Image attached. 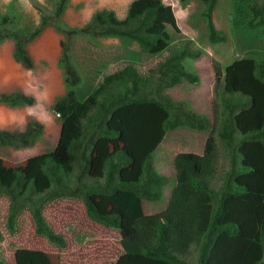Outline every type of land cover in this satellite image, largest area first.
I'll list each match as a JSON object with an SVG mask.
<instances>
[{
  "label": "trees",
  "instance_id": "16d2710c",
  "mask_svg": "<svg viewBox=\"0 0 264 264\" xmlns=\"http://www.w3.org/2000/svg\"><path fill=\"white\" fill-rule=\"evenodd\" d=\"M68 1L60 0L53 17L41 16L30 32L0 30V43L14 42V59L26 70L34 69L29 45L48 26L60 31L56 22ZM200 1L208 40L224 42L212 22L218 0ZM233 6L237 17L247 14L243 0H234ZM249 10L248 28L264 26V10ZM5 22L7 18H2L1 24ZM62 32L67 37L80 33L131 41L148 55L166 56L145 75L132 66L107 74L80 99L75 92L80 77L69 60L68 45L60 43L65 95L52 107L61 121L56 147L16 167H7L0 159V197L9 204L7 230L15 232L26 211L34 234L63 250L64 236L47 222L43 211L57 200H79L92 222L119 233L122 253L105 264H264V61L242 58L223 69L211 60L213 122L204 151L175 155V186L168 204L161 212L145 215L142 201L159 202L168 182L153 165V153L165 135L181 127L196 132L210 127L205 115L166 94L183 81L200 82L185 61L197 60L202 53L191 48L172 8L162 0H133L123 20L103 10L82 29ZM0 104L14 109L34 105L35 99L21 91L0 93ZM43 128L31 119L22 132L0 129V147L30 148ZM215 134L230 155L218 192L210 188ZM240 165L246 172H239ZM233 182L239 192L231 189ZM194 251L197 257L192 260ZM14 258V264H52L37 250L18 249ZM0 264L8 263L0 258Z\"/></svg>",
  "mask_w": 264,
  "mask_h": 264
},
{
  "label": "rangeland",
  "instance_id": "374dc122",
  "mask_svg": "<svg viewBox=\"0 0 264 264\" xmlns=\"http://www.w3.org/2000/svg\"><path fill=\"white\" fill-rule=\"evenodd\" d=\"M59 1L0 0V30L18 29L30 32L39 23L41 16L53 17ZM131 1L133 0H69L62 16L56 22L60 31L50 26L59 35L60 41L68 45L70 61L80 75V83L75 88L80 99L86 97L107 74L114 73L125 66H132L145 75L149 69L156 68V65L164 60L166 54L153 57L131 41L97 38L80 33L67 37L62 32L82 29L96 12L103 10L112 11L118 19L123 20ZM162 2L172 8L177 26L183 37L191 43V48L202 53L197 60L185 61V66L190 71L197 73L198 69L200 72L201 87L206 85L207 79H209L207 84L212 79L214 82L211 60L217 61L223 69L233 61L242 58L264 61V26L251 29L247 26V21L252 18L249 7L264 10V0H243L247 14L242 16L246 17L235 15L234 0H218L213 11L212 22L216 31L225 37V41L216 44L208 40L206 22L202 16L204 4L200 0H186L184 3L178 0H162ZM2 18H7L5 24H1ZM242 19L243 23H241ZM261 19L264 21V11ZM235 20L237 25L234 24ZM209 72L213 78L205 75ZM153 76L155 78L156 75ZM209 113L206 117L210 127L203 132L207 137L213 122L212 111L209 110ZM53 115L55 125L43 131L42 136L37 140L39 143L35 146L36 149L38 147L49 152L53 149L52 143H57L60 119L54 113ZM182 129L179 132H168L166 139L153 153L158 170L169 181L160 202H144V206L151 207L150 212L157 213L167 204V192L175 180V172L171 166L173 157L177 153L201 154L203 152V143L200 142L201 132H190L188 128ZM215 141L216 149L212 162L215 170L210 188L218 192L226 180L230 155L216 134ZM0 156H4L2 161L7 167L24 165L26 162V158L12 157L10 151L0 152ZM238 170L246 172L241 165ZM230 186L234 192H239L234 182ZM8 205V201L0 197V258L8 264L15 263L14 254L18 249L41 251L46 254L52 264H105L115 261L122 253L119 233L92 222L86 216L85 209L79 200H57L47 204L43 211L47 222L64 236L67 246L63 250L50 246L45 239L34 234L32 220L26 211L19 216L16 231L9 232L5 225ZM196 257L197 253L192 252V260Z\"/></svg>",
  "mask_w": 264,
  "mask_h": 264
},
{
  "label": "crops",
  "instance_id": "0c3cea01",
  "mask_svg": "<svg viewBox=\"0 0 264 264\" xmlns=\"http://www.w3.org/2000/svg\"><path fill=\"white\" fill-rule=\"evenodd\" d=\"M60 43L59 35H57L52 28H45L39 38L29 46V56L34 63L33 70H26L14 59V44L12 41L5 40L0 44V93L9 94L21 91L25 95L32 96L35 99L34 105L20 106L14 109L0 105L1 130L8 132H22L25 130L29 119H34L43 124L44 131L55 125V118L51 110L54 102L65 94L63 73L58 65L61 56ZM197 75L200 76L198 69ZM205 75L213 78L210 72ZM208 80L209 79H207V83L209 82ZM207 83L205 86L201 87V82L197 85H191L184 81L168 89L166 94L173 101H183L193 111L208 116L210 114L209 110L210 112L212 111L213 79L209 84ZM202 85L204 84L202 83ZM180 130L183 129L179 128L174 130V132H179ZM189 131L195 132L192 130ZM201 135L200 142L203 143L204 148L207 136L203 132H201ZM166 136L164 140L166 139ZM38 143L39 141L31 148L17 151L6 147H0V152L5 153L10 151L12 152V157H15L16 159H28L32 156L45 153V150L43 151L38 147L36 149L35 146ZM51 146L54 148L55 144L52 143ZM2 157L4 156H0L1 160H3ZM154 166L160 174L164 175L158 170L155 162ZM173 187L174 181L172 182V186H169L170 190L167 192L168 199ZM144 202L145 201L142 202V210L144 214H154L153 212H150L151 207L144 206ZM166 205L162 207L161 210H163Z\"/></svg>",
  "mask_w": 264,
  "mask_h": 264
},
{
  "label": "clouds",
  "instance_id": "9594fccd",
  "mask_svg": "<svg viewBox=\"0 0 264 264\" xmlns=\"http://www.w3.org/2000/svg\"><path fill=\"white\" fill-rule=\"evenodd\" d=\"M39 21H40V19H39ZM38 24H39V23H38ZM38 24H36V26H37ZM48 27H50V26H48ZM46 28H47V27H46ZM43 31H44V30H43ZM41 34H42V33H41ZM38 38H39V37H38ZM6 40H10V39H6ZM4 41H5V40H4ZM10 41H12V40H10ZM12 42H13V41H12ZM1 43H2V42H1ZM1 43H0V44H1ZM32 43H33V42H32ZM32 43H31V44H32ZM13 44H14V42H13ZM31 44H30V45H31ZM30 45H29V46H30ZM28 49H29V47H28ZM61 53H62V49H61ZM68 56H69V55H68ZM59 59H60V58H59ZM69 60H70V58H69ZM70 62H71V61H70ZM71 64H72V63H71ZM58 65H59V63H58ZM72 66H73V65H72ZM59 67H60V66H59ZM60 69H61V67H60ZM75 70H76V69H75ZM76 71H77V70H76ZM62 73H63V72H62ZM77 74H78V72H77ZM196 74H197V73H196ZM78 75H79V74H78ZM79 76H80V75H79ZM199 78H200V77H199ZM79 83H80V82H79ZM78 85H79V84H78ZM78 85H77V86H78ZM191 85H192V84H191ZM64 86H65V85H64ZM167 90H168V89H167ZM167 90H166V91H167ZM6 94H8V93H6ZM64 95H65V94H64ZM64 95H63V96H64ZM54 103H55V102H54ZM0 105H1V104H0ZM52 112H53V109H52ZM53 113H54V112H53ZM54 114H55V116H56L57 118H59L58 114H56V113H54ZM59 122L61 123V121H59ZM37 123H38V122H37ZM39 124H41V123H39ZM42 125H43V124H42ZM43 127H44V125H43ZM181 128H183V127H181ZM178 129H179V128H178ZM60 130H61V126H60ZM176 130H177V129H176ZM43 131H44V128H43ZM173 131H174V130H173ZM170 132H171V131H170ZM59 135H60V133H59ZM165 136H166V135H165ZM164 138H165V137H164ZM58 139H59V137H58ZM163 140H164V139H163ZM57 142H58V140H57ZM162 142H163V141H162ZM162 142H161V143H162ZM161 143H160V144H161ZM160 144H159V145H160ZM34 145H35V144H34ZM56 145H57V143L55 144L54 148L56 147ZM32 147H33V146H32ZM6 148H8V147H6ZM30 148H31V147H30ZM54 148H53V149H54ZM25 149H28V148H25ZM53 149H51L49 152H51ZM21 150H23V149H21ZM155 150H156V149H155ZM15 151H17V150H15ZM45 153H47V152L45 151ZM43 154H44V153H43ZM177 154H178V153H177ZM39 155H41V154H39ZM35 156H38V155H35ZM32 157H34V156H32ZM32 157H30V158H32ZM174 157H175V156H174ZM174 157H173V159H174ZM28 159H29V158H28ZM28 159H26V161H27ZM173 159H172V165H171V166H172V169H173ZM153 165H154V158H153ZM154 167H155V166H154ZM155 169H156V168H155ZM173 170H174V169H173ZM157 172H158V171H157ZM158 173H159V172H158ZM159 174H160V173H159ZM161 175H162V174H161ZM164 176H165V175H164ZM167 179H168V178H167ZM174 179H175V178H174ZM168 181H169V179H168ZM167 184H168V182H167ZM167 184H166V185H167ZM174 186H175V180H174ZM165 187H166V186H165ZM165 187L163 188V191H164ZM173 188H174V187H173ZM172 190H173V189H172ZM171 192H172V191H171ZM170 194H171V193H170ZM169 197H170V196H169ZM162 198H163V195H162ZM162 198H161V200H162ZM161 200H160V201H161ZM168 200H169V199H168ZM160 201H159V202H160ZM142 202H143V201H142ZM146 202H147V201H146ZM152 203H157V202H152ZM167 204H168V202H167ZM166 206H167V205H166ZM165 208H166V207H165ZM165 208H164V209H165ZM164 209H163V210H164ZM161 211H162V210H161ZM161 211H159V212H161ZM157 213H158V212H157ZM154 214H156V213H154ZM145 215H153V214H145ZM107 230H108V229H107ZM116 232H117V231H116ZM119 256H120V255H119Z\"/></svg>",
  "mask_w": 264,
  "mask_h": 264
}]
</instances>
